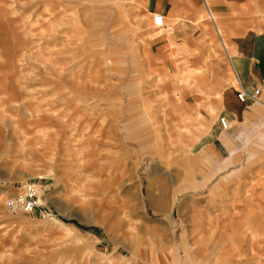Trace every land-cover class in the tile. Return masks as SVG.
I'll return each instance as SVG.
<instances>
[{
	"label": "rangeland",
	"instance_id": "1",
	"mask_svg": "<svg viewBox=\"0 0 264 264\" xmlns=\"http://www.w3.org/2000/svg\"><path fill=\"white\" fill-rule=\"evenodd\" d=\"M186 17L0 0V264H264V104L219 126L239 82Z\"/></svg>",
	"mask_w": 264,
	"mask_h": 264
},
{
	"label": "crops",
	"instance_id": "2",
	"mask_svg": "<svg viewBox=\"0 0 264 264\" xmlns=\"http://www.w3.org/2000/svg\"><path fill=\"white\" fill-rule=\"evenodd\" d=\"M142 1L143 8L151 15L160 14L171 21L179 17L182 19L181 17L186 15L184 22L190 25L193 20L199 23L197 19L205 10L213 17L216 26L221 25L223 33L220 29L217 30L221 40L227 43V56L239 82L236 91L229 92L228 105L224 111L230 120H247L250 117L249 109L256 104L249 95L253 93L255 86L264 88V0ZM213 14H216L217 21ZM238 90L247 93L245 102L239 100ZM218 124L222 128L219 122Z\"/></svg>",
	"mask_w": 264,
	"mask_h": 264
},
{
	"label": "built area",
	"instance_id": "3",
	"mask_svg": "<svg viewBox=\"0 0 264 264\" xmlns=\"http://www.w3.org/2000/svg\"><path fill=\"white\" fill-rule=\"evenodd\" d=\"M156 20L161 22V18H157ZM237 96L242 102H245L247 99V93L244 90H238ZM249 96L254 103L262 102L264 88L255 86L253 93ZM219 123L224 130H231L234 126L232 120L226 115L219 116ZM42 198L43 193L39 187L30 182H25L18 191L9 195L4 203L10 214L17 215L20 213H30L40 208L42 205Z\"/></svg>",
	"mask_w": 264,
	"mask_h": 264
},
{
	"label": "bare ground",
	"instance_id": "4",
	"mask_svg": "<svg viewBox=\"0 0 264 264\" xmlns=\"http://www.w3.org/2000/svg\"><path fill=\"white\" fill-rule=\"evenodd\" d=\"M222 42H224V41H222ZM260 103H262V104H264L263 102H260ZM180 105L182 106L183 104L182 103H180ZM196 139V138H195ZM29 214V213H28Z\"/></svg>",
	"mask_w": 264,
	"mask_h": 264
}]
</instances>
